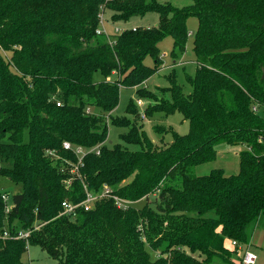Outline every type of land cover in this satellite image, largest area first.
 Segmentation results:
<instances>
[{
    "label": "trees",
    "instance_id": "1",
    "mask_svg": "<svg viewBox=\"0 0 264 264\" xmlns=\"http://www.w3.org/2000/svg\"><path fill=\"white\" fill-rule=\"evenodd\" d=\"M104 9L116 21L150 12L158 21L124 29L110 42L97 33ZM189 17L197 20L195 69L185 75L190 92L183 93L173 69L160 89L170 99L135 90L154 102L145 116L178 112L188 132L167 128L170 142L155 147L133 121L113 118L115 127L127 128L119 134L127 145H108L106 121L119 88L137 87L159 71L164 37L172 39L173 57L186 51ZM0 50L9 52L0 55V175L21 186L6 194L7 203L0 193V264H28L22 261L28 246L58 264H209L230 262L227 241L248 244V229L264 214V0H191L184 7L159 0H0ZM126 108L137 116L132 100ZM63 142L97 153L85 152L78 163ZM222 143L242 146L237 173L187 172L213 161ZM85 190L97 197L90 208L64 214L61 203L79 204ZM112 196L128 206L118 208ZM209 211L215 217L203 216ZM24 231L26 238H14Z\"/></svg>",
    "mask_w": 264,
    "mask_h": 264
},
{
    "label": "rangeland",
    "instance_id": "2",
    "mask_svg": "<svg viewBox=\"0 0 264 264\" xmlns=\"http://www.w3.org/2000/svg\"><path fill=\"white\" fill-rule=\"evenodd\" d=\"M160 2H168L175 7H184L191 4V0H159ZM112 11L104 9L100 14V20L98 25V30L100 33L104 34L103 36L112 42L115 36L124 29H130L132 27H152L157 24L158 14L150 12L145 14L142 17H133L128 22L116 21L112 16ZM186 27L188 35L186 38V51L180 53L177 50L176 56L173 57L171 54L172 51V39L170 36L164 37L161 41L158 42V48L160 50V60L161 66L159 71L152 75L149 79L143 82L141 85L134 88H119V102L117 107L108 114L107 119V128H108V140L111 142L108 145H113L118 143L122 146L127 144L119 138V134L127 131L125 127H115L111 120L113 118L120 119L126 118L130 121H133L134 124L143 130L148 137V139L155 145V147H163L165 144H168L171 140L170 134H164L163 131L167 128H172L178 134H186L188 132V122L183 119L182 115L178 112H173L167 116L156 114L153 117L148 118L144 115V109L146 106L153 104L151 98L139 97L135 94V90L139 87H144L147 90L153 92L157 97L164 99H170L167 94L160 91L161 88L168 85L166 75H168L171 70H175V79L176 82L182 87L184 94L190 92L191 87L185 81V75H192L195 69L194 56L191 52L192 39L197 27V20L194 17H189L186 20ZM0 55L9 58V52L0 50ZM144 63L148 66H152L153 61L146 57ZM116 73H113L109 78H113ZM95 80H100L102 77L99 74H95ZM167 99V100H168ZM129 100H132L135 105L136 110L138 111L137 116L134 117L131 113L127 111L126 105ZM137 101H140V104H137ZM106 119V118H105ZM159 126L161 129L157 132L155 127ZM24 141H27L28 135L27 131H24L23 135ZM129 148L134 149V146L130 145ZM242 146L231 147L226 144H219L216 146V157L213 161L197 165L195 167H190L187 169L191 175L201 176L206 175L214 169H222L225 175L235 174L238 171V152L242 150ZM48 155L54 156L52 152H48ZM56 158V157H55ZM0 165H3L0 161ZM21 186L19 184H14L9 181L6 177L0 175V193L7 194L9 197L12 194L20 193ZM155 198L154 195H151L147 200L141 199L138 202L134 203V207L140 208L146 202H151ZM194 215V213H190ZM206 218L215 217L213 211H209L203 215ZM258 228V239L256 240V245L258 242L261 247L251 246V251L256 254L255 264H264V214L256 223ZM227 249L231 252L230 262H224L221 259H214L209 264H240L239 256L240 253L231 245L230 241H227ZM235 249V250H234ZM151 256L154 258L155 254L158 252H150ZM22 261L28 264H58L55 260L51 259L44 251H42L37 246H28L27 252L22 256Z\"/></svg>",
    "mask_w": 264,
    "mask_h": 264
},
{
    "label": "built area",
    "instance_id": "3",
    "mask_svg": "<svg viewBox=\"0 0 264 264\" xmlns=\"http://www.w3.org/2000/svg\"><path fill=\"white\" fill-rule=\"evenodd\" d=\"M97 33H99V31H97ZM137 104H140V101H137ZM57 105H59V103H57ZM86 112L88 113L89 110L87 109ZM62 146H63V149L71 150L75 154V156L78 160V163H80L85 152L95 150L97 153V148H95V147L90 148V149H84V148L79 147V146H72L68 142H63ZM74 170H76V168H74L72 171H74ZM67 183H69V181ZM108 193H109V190L105 189L104 192L98 196V198H100L104 194H108ZM112 198L114 200V204L120 209H125L129 204L128 201L120 199L116 196H112ZM2 199L4 200L5 203L8 202V196L6 194H2ZM96 199H97L96 195H92L91 193H89L85 190V197L79 204H72V203L67 202V201H63L61 203V206L63 208V213L64 214L73 213L77 206H81L85 210H88ZM8 208H9V206H7L6 210H8ZM28 234H29V231L18 232L17 235L14 236V238H17V239L18 238H26L28 236ZM3 236L4 237L8 236L7 231L3 232ZM231 245L234 246L235 249H237V251L240 253V256H239L240 264H255L256 255L253 252H251L249 250H243L242 252H240L239 245H237V243L235 241H231Z\"/></svg>",
    "mask_w": 264,
    "mask_h": 264
},
{
    "label": "crops",
    "instance_id": "4",
    "mask_svg": "<svg viewBox=\"0 0 264 264\" xmlns=\"http://www.w3.org/2000/svg\"><path fill=\"white\" fill-rule=\"evenodd\" d=\"M132 28H134V27H132ZM262 215L259 216L258 219L248 229V244L245 245V246H239L240 252H242L243 250L251 251V249H250L251 246H255V247H257V246L261 247L262 246V245H260L259 242H258V245H256V240L258 239V236H257L258 235V228H257V224L256 223L259 221V219L262 217ZM251 252H253V251H251Z\"/></svg>",
    "mask_w": 264,
    "mask_h": 264
}]
</instances>
